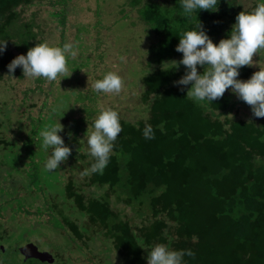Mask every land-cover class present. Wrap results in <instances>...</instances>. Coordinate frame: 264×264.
Segmentation results:
<instances>
[{"label":"trees","instance_id":"obj_1","mask_svg":"<svg viewBox=\"0 0 264 264\" xmlns=\"http://www.w3.org/2000/svg\"><path fill=\"white\" fill-rule=\"evenodd\" d=\"M38 1L0 0V41H7L0 54V81L18 76L22 69L9 73L7 65L44 42L38 39L44 38V31L38 35L35 25L22 18L23 10ZM140 3L131 1L132 6ZM242 11L249 10L241 0H218L217 11L202 10L189 19L181 14L179 0L145 4L140 16L157 38L142 79L149 117L137 123L120 118L122 132L107 167L102 174L85 175L81 185L75 176L90 168L93 158L76 135L62 136L72 149L70 164H60L63 175L69 174L63 186L65 198L87 216L95 235H100L96 241L99 237L111 241L122 264H146L147 250L155 244L191 249L194 255L184 257L186 264H264V117L231 116L236 102L230 90L212 103L194 102L186 97L188 87L174 85L185 70L165 64L182 59L175 50L182 31L200 22L218 43L227 38ZM253 73L243 66L237 79L247 80ZM146 124L152 126L154 139L143 137ZM78 132L79 128L74 134ZM2 144L8 142L1 138ZM88 186L108 190L93 197L84 189ZM113 199L141 215L142 223L121 218ZM53 206L58 226L68 229L73 240H91L76 221ZM12 252L17 258L14 264H49L25 261L20 248ZM6 254L0 242V264H13Z\"/></svg>","mask_w":264,"mask_h":264},{"label":"rangeland","instance_id":"obj_2","mask_svg":"<svg viewBox=\"0 0 264 264\" xmlns=\"http://www.w3.org/2000/svg\"><path fill=\"white\" fill-rule=\"evenodd\" d=\"M131 1L40 0L22 12V18L35 25L38 35L44 31V38L39 35V40L52 46L73 43L78 54L67 58V71L54 81L24 78L22 72L0 81V140L8 142L0 145V242L13 260L14 249L34 243L41 252L56 257L53 264H122L111 241L103 237L96 241L100 235H95L87 216L65 198L63 186L68 172L63 175L61 165L52 173L43 170L50 149L42 147L39 133L59 122L63 131L58 134L76 135L88 153L83 139L102 108H112L119 118L134 123L149 117L150 106L142 99V79L149 68L150 46L157 38L139 10L147 3L164 4L166 0H141L139 6H132ZM241 2L244 9L252 11L258 0ZM249 67L254 72L264 68V49L253 55ZM107 72L122 77L124 85L119 94L93 90L92 84ZM233 100L236 103L231 116L256 118L251 106L235 95ZM77 128L79 132L74 134ZM70 162L68 157L65 165ZM75 181L81 185L85 175L77 174ZM84 189L93 197L108 190L100 186ZM53 205L76 221L91 240H73L68 229L58 226L59 216ZM114 207L121 218L132 219L136 225L142 223L141 215L126 204L114 200ZM16 260L9 261L14 264Z\"/></svg>","mask_w":264,"mask_h":264},{"label":"clouds","instance_id":"obj_3","mask_svg":"<svg viewBox=\"0 0 264 264\" xmlns=\"http://www.w3.org/2000/svg\"><path fill=\"white\" fill-rule=\"evenodd\" d=\"M217 2L218 0H179L181 14L189 19L194 13L202 10L217 11ZM6 46L7 41H0V54L6 50ZM260 49H264V0H258L252 11L240 12L235 17V23L227 38L218 43H213L200 22L193 28L182 31L175 49L182 53V59L171 63L172 69L175 70L184 66L185 73L174 85H191L186 97L194 102L212 103L221 98L226 90H230L232 95L251 106L255 117L262 118L264 68L259 67L260 70L254 72L247 80L237 79L239 69L251 66L253 55ZM77 54L78 49L73 43H64L62 46H52L47 42L38 43L30 48L26 55L15 57L7 65V69L9 73H13L20 67L24 78H43L51 82L67 71V58ZM198 68H202L203 72L199 73ZM123 85L119 74L107 72L92 84V88L97 93L119 94ZM180 91H184V88L181 87ZM62 131L63 126L58 122L46 126L39 133L42 137V147L46 151L50 149L42 165L47 173L57 170L71 155L72 149L65 146L64 140L58 134ZM121 132L118 112L112 108H102L92 122V130L88 132L87 129V136L85 134L83 139L86 140L87 152L93 162L82 175L103 173L113 153L114 142ZM142 134L145 139L155 138L150 124L145 125ZM193 255L191 249L173 250L165 244H155L147 250L146 264H186L184 257Z\"/></svg>","mask_w":264,"mask_h":264},{"label":"water","instance_id":"obj_4","mask_svg":"<svg viewBox=\"0 0 264 264\" xmlns=\"http://www.w3.org/2000/svg\"><path fill=\"white\" fill-rule=\"evenodd\" d=\"M20 252L25 261L30 259H36L43 263L53 264L55 258L52 254L48 252H41L39 248L34 244L30 243L20 249Z\"/></svg>","mask_w":264,"mask_h":264}]
</instances>
